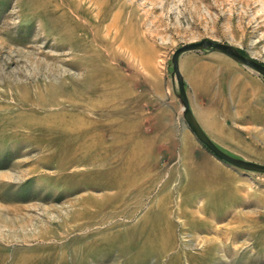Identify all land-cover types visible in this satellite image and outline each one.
Masks as SVG:
<instances>
[{
    "label": "rangeland",
    "instance_id": "obj_1",
    "mask_svg": "<svg viewBox=\"0 0 264 264\" xmlns=\"http://www.w3.org/2000/svg\"><path fill=\"white\" fill-rule=\"evenodd\" d=\"M202 40L264 65V0H0V264H264V174L182 117L171 57ZM217 54L179 57L233 71L192 110L264 165V77Z\"/></svg>",
    "mask_w": 264,
    "mask_h": 264
},
{
    "label": "water",
    "instance_id": "obj_2",
    "mask_svg": "<svg viewBox=\"0 0 264 264\" xmlns=\"http://www.w3.org/2000/svg\"><path fill=\"white\" fill-rule=\"evenodd\" d=\"M210 50L212 52L220 53L226 57L232 59L236 63L254 71L256 74L264 77V65L259 62L244 56L240 51L233 48L232 46L224 43L213 42L210 40H202L195 43H189L178 48L171 57V66H172V77L176 80L177 83V98L181 105L182 117L186 125L196 137V139L217 159L222 162L227 163L233 167L242 169L248 172H255L264 174V165L257 164L254 162L246 161L240 158H235L228 155L220 148H218L211 139L205 134L202 130L196 119L194 118L188 98L186 95L184 81L179 71L178 60L181 54L190 52V51H202Z\"/></svg>",
    "mask_w": 264,
    "mask_h": 264
},
{
    "label": "crops",
    "instance_id": "obj_3",
    "mask_svg": "<svg viewBox=\"0 0 264 264\" xmlns=\"http://www.w3.org/2000/svg\"><path fill=\"white\" fill-rule=\"evenodd\" d=\"M217 56L222 58V59H226V60L230 61V63L237 70L249 73L247 71L248 70L247 68L243 67L242 65H239L238 63L234 62L232 59L225 57V56H222V55H218V54H217ZM178 66H179L180 74H181L183 81H184V87H185V91H186V95L188 98V102H189L191 112H192L194 118L196 119V121L198 122V124L201 125L203 130L206 132L205 134L208 137H210L211 140L214 142L213 138L209 135L208 131L206 130V127L204 126L205 124L198 119V116L192 110V107H191V104L189 101V95L187 93V88L185 86V83H186V81H188L190 86H192L196 91H198V92L204 91L207 93L209 91L208 86H209V83L211 82V76L213 77V75H215L216 79L218 78L217 76H220L223 78L227 73H231L233 71H232L231 67H228L227 65H224V64H218V65L212 64L211 65L209 63H203V64L194 65V67H192L191 74L189 77L187 72L184 70V68H182L179 61H178ZM211 74H213V75H211ZM246 77H247V75H246ZM188 78H190V79H188ZM222 78H219L220 80L218 79V82L220 83V91H223V89L221 90V88L224 86ZM249 85L250 84L248 83V80L245 79L243 81H240L237 77L232 76L231 86H230V94H229L230 98L227 99L228 100L227 105L229 106L230 104H234L236 102V100L239 103L240 107L248 105V100H249L248 95L245 93H241V94L236 93L235 90L237 88H239L240 90L247 91L249 88ZM206 95H208V94H206ZM220 95L222 96L223 94L221 93Z\"/></svg>",
    "mask_w": 264,
    "mask_h": 264
},
{
    "label": "bare ground",
    "instance_id": "obj_4",
    "mask_svg": "<svg viewBox=\"0 0 264 264\" xmlns=\"http://www.w3.org/2000/svg\"><path fill=\"white\" fill-rule=\"evenodd\" d=\"M118 25V24H117ZM179 61V60H178ZM235 62V61H234ZM212 141V140H211ZM213 142V141H212ZM214 143V142H213ZM215 144V143H214ZM216 145V144H215ZM217 146V145H216ZM218 147V146H217ZM216 158V157H215ZM219 160V159H218ZM247 161V160H246ZM251 162V161H250ZM255 163V162H254ZM258 164V163H257ZM262 165V164H261ZM242 228V227H241ZM220 234V232H219Z\"/></svg>",
    "mask_w": 264,
    "mask_h": 264
}]
</instances>
